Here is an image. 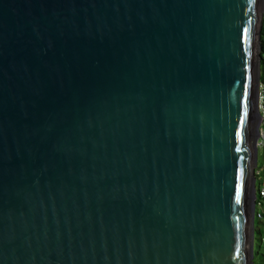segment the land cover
I'll return each instance as SVG.
<instances>
[{"label": "water", "instance_id": "1", "mask_svg": "<svg viewBox=\"0 0 264 264\" xmlns=\"http://www.w3.org/2000/svg\"><path fill=\"white\" fill-rule=\"evenodd\" d=\"M263 10L0 0V264H254Z\"/></svg>", "mask_w": 264, "mask_h": 264}, {"label": "rangeland", "instance_id": "2", "mask_svg": "<svg viewBox=\"0 0 264 264\" xmlns=\"http://www.w3.org/2000/svg\"><path fill=\"white\" fill-rule=\"evenodd\" d=\"M264 22V10L262 11L261 15V22H260V31L262 30ZM260 55V50H259ZM261 62V61H260ZM260 74L264 73L262 71V63H260ZM263 84H259V95H258V108L260 111V119L256 117L257 124H258V142H257V148H258V158H257V166L255 167V184L256 187H264V99H263ZM256 200H252L253 208H255V211L263 212L264 206L261 204H264V201H260L261 203L256 204V201L258 199V194L256 190ZM255 230H256V238L254 243V264H264V217L258 218L256 216L255 218Z\"/></svg>", "mask_w": 264, "mask_h": 264}, {"label": "trees", "instance_id": "3", "mask_svg": "<svg viewBox=\"0 0 264 264\" xmlns=\"http://www.w3.org/2000/svg\"><path fill=\"white\" fill-rule=\"evenodd\" d=\"M264 44V22H263V26H262V30H261V40H260V45L262 46ZM261 63H262V71H264V60L261 59ZM260 83L263 84V88H262V91H263V99H264V73H262L261 75V78H260ZM264 103V101H263ZM262 187H257V194H258V199L256 201V204H259L261 203L260 201H264V197L261 196L260 194V191H261ZM263 206L264 204L261 203ZM256 214H260L261 217H264V211L263 212H259L257 211ZM256 232V230H255Z\"/></svg>", "mask_w": 264, "mask_h": 264}, {"label": "built area", "instance_id": "4", "mask_svg": "<svg viewBox=\"0 0 264 264\" xmlns=\"http://www.w3.org/2000/svg\"><path fill=\"white\" fill-rule=\"evenodd\" d=\"M260 57H261L262 60H264V44H263V45L261 46V48H260ZM260 194H261V196L264 197V187H262V189H261V191H260ZM256 216H257L258 218L261 217L260 214H256Z\"/></svg>", "mask_w": 264, "mask_h": 264}, {"label": "snow or ice", "instance_id": "5", "mask_svg": "<svg viewBox=\"0 0 264 264\" xmlns=\"http://www.w3.org/2000/svg\"><path fill=\"white\" fill-rule=\"evenodd\" d=\"M245 35L246 37H248L250 34H249V30L246 28L245 29ZM251 51V49H249V52ZM248 96V91H247V85H246V89H245V99L247 98ZM237 199H239V196H237Z\"/></svg>", "mask_w": 264, "mask_h": 264}, {"label": "bare ground", "instance_id": "6", "mask_svg": "<svg viewBox=\"0 0 264 264\" xmlns=\"http://www.w3.org/2000/svg\"><path fill=\"white\" fill-rule=\"evenodd\" d=\"M256 117L260 119V116L258 114L256 115Z\"/></svg>", "mask_w": 264, "mask_h": 264}]
</instances>
